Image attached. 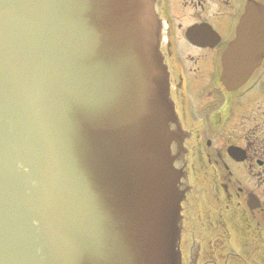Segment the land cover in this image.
<instances>
[{"label":"water","instance_id":"water-1","mask_svg":"<svg viewBox=\"0 0 264 264\" xmlns=\"http://www.w3.org/2000/svg\"><path fill=\"white\" fill-rule=\"evenodd\" d=\"M149 9L0 0V264H153L149 240L163 236L153 221L177 210L179 177L153 92L147 110L127 97L130 50L118 44L133 10L143 27ZM263 21L250 1L224 55L229 86L262 60ZM144 63L156 68L149 53ZM168 220L175 237L177 217Z\"/></svg>","mask_w":264,"mask_h":264},{"label":"flooded vegetation","instance_id":"flooded-vegetation-1","mask_svg":"<svg viewBox=\"0 0 264 264\" xmlns=\"http://www.w3.org/2000/svg\"><path fill=\"white\" fill-rule=\"evenodd\" d=\"M247 1L154 0L186 192L182 264H264V60L238 89L221 80Z\"/></svg>","mask_w":264,"mask_h":264}]
</instances>
